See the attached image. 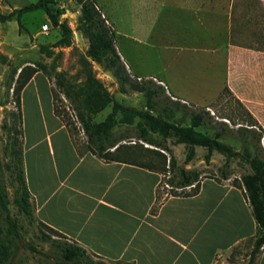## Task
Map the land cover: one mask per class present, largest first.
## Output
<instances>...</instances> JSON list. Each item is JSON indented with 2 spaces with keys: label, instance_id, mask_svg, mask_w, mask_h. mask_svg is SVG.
I'll return each mask as SVG.
<instances>
[{
  "label": "rangeland",
  "instance_id": "1",
  "mask_svg": "<svg viewBox=\"0 0 264 264\" xmlns=\"http://www.w3.org/2000/svg\"><path fill=\"white\" fill-rule=\"evenodd\" d=\"M37 0H0V11L5 13L14 8L22 7ZM96 7L104 17L106 25L113 32L114 45L124 64L129 80L119 82L110 69L105 68L88 56L86 49L88 39L77 28L80 5L74 0H54L51 4L53 11L59 10V21H65L71 28L70 46H56L60 37L59 26H53L42 10L24 12L20 17V26L12 16L2 22L0 27V175L8 197L9 211L16 221L20 239L12 246V255L7 264H87L83 259L72 262L64 261L60 251L42 237L43 233L52 235L64 241L38 221L34 216L29 220L18 211L12 203L13 175L7 170L10 161V140L14 128L32 124V116L23 113L22 119H17L20 106L13 90L17 74L26 65L40 63L53 84L56 104L60 110L66 111L74 122L75 143L80 151L86 150L83 131L75 117L70 100L66 98L56 85V79L62 77L66 84L77 87L84 79L81 58L91 62L92 70L112 98L125 106L145 109V97L142 92L134 90L130 82L152 79L157 88L154 97L153 114L170 118L171 121L188 125L190 115L188 110L176 107L175 102L185 103L188 109L202 113L203 121L196 127L209 136L216 131L221 132L220 140L237 153L230 157L225 165V156L215 150L208 151L203 146H194L193 157L185 163L187 146L170 135L162 138L153 134L160 143L162 150L138 138V117L127 123L120 120L121 114L115 115V123L111 129L113 138L118 142V156L129 160L151 165L158 168L164 165V157L172 153L178 166L201 171L200 176H216L221 178L225 173L233 182H239L240 175L250 172V166L245 160L240 125L249 126L256 123L257 131L263 129L244 105L227 89L222 81L220 69L224 62L219 56L227 44L226 33H220L231 16L233 21L238 17L235 13L229 15L230 0H94ZM237 3V2H236ZM246 5H260L263 27L256 33L240 32L231 34V42H241L249 46L262 45L264 48V0L247 1ZM212 5L211 8H209ZM235 5V2L233 3ZM213 9V10H212ZM215 11V12H213ZM213 12V13H211ZM257 15V13H256ZM246 20H249L248 18ZM218 31L215 45L220 46L212 53L213 43L210 32ZM225 30V29H224ZM213 57L217 59L212 63ZM217 66L216 73L212 69ZM43 72L42 70H38ZM111 103L101 111L91 116L92 121L98 122L111 111ZM251 116V117H250ZM256 121V122H254ZM23 127V128H25ZM264 131V130H263ZM264 151L263 136L258 143ZM252 154L258 146L249 144ZM258 148V150H259ZM111 147L110 150H113ZM262 156V152H260ZM167 163V162H165ZM166 169V168H165ZM162 174V173H161ZM168 172L162 174L157 189L158 197L166 193L183 194L191 187H171L166 180ZM33 214V213H32ZM248 250L238 247L231 252L230 264H247ZM92 261L101 259L90 255ZM107 264H129L123 261L106 262ZM223 264H228L224 262Z\"/></svg>",
  "mask_w": 264,
  "mask_h": 264
},
{
  "label": "crops",
  "instance_id": "2",
  "mask_svg": "<svg viewBox=\"0 0 264 264\" xmlns=\"http://www.w3.org/2000/svg\"><path fill=\"white\" fill-rule=\"evenodd\" d=\"M247 1L252 0L229 1V15L235 13L238 20L229 16L220 32L226 33L227 44L219 56L224 62L219 73L264 130V48L230 41L232 33H256L263 27L260 5ZM220 33L210 32L213 54L220 49L215 45ZM216 62L213 57L211 64ZM23 113L33 119L21 127L33 216L86 253L129 264H230L235 248L249 254L259 229L240 181L200 176L195 194L158 197L161 173L79 150L54 112L53 84L41 71L21 89V119ZM252 264H264V246Z\"/></svg>",
  "mask_w": 264,
  "mask_h": 264
},
{
  "label": "trees",
  "instance_id": "3",
  "mask_svg": "<svg viewBox=\"0 0 264 264\" xmlns=\"http://www.w3.org/2000/svg\"><path fill=\"white\" fill-rule=\"evenodd\" d=\"M80 5V14L78 17L77 28L88 39V47L86 49V56L91 60L102 64L105 68L110 69L113 75L119 82H127L129 77L126 68L120 60L119 54L114 45L113 32L105 23L104 17L101 16L100 11L96 7L94 0H74ZM54 0H37L33 3H28L19 8H14L7 13H0V22L10 20L13 15L20 26V17L24 12L40 9L47 16L53 26H59L60 37L56 40V46H70L71 28L65 21H59L58 16L60 11H53L51 4ZM81 66L83 69L84 79L80 85L66 84L62 77L56 79V85L61 93L70 100L75 117L79 122L80 129L86 136L85 147L86 151L102 158L106 161H122L133 163L165 175L169 173L166 180H164L171 187L184 188L191 187V189L183 194L166 193L171 195H192L199 189V181L201 171L197 169H187L184 166H178L175 157L172 153L169 157H164V165L154 168L151 165L135 162L127 158L118 156V142L120 138H113L111 129L115 123V115L121 114L120 120L130 123L134 117H138L137 128L139 130L138 138L166 150V147H160V143L153 137V134L160 135L162 138L173 135L177 141L184 143L187 146L185 154V163L188 162L194 155V146H203L208 151L215 150L225 156L226 166L230 157L237 154L230 145L220 140L221 132L216 131L213 136H209L201 131L196 130L203 121L202 113L195 109H188L185 103L175 102L176 107L184 111L188 110L190 115V123L188 125H181L180 123L171 121L169 116L163 117L159 114H153L154 97L157 95V88L153 84L152 79L138 80L130 82L134 90L140 91L145 97V109H137L135 107L125 106L115 101L103 83L96 78L93 73L91 62L85 57L81 58ZM38 70L45 71L44 65L36 63L34 65H26L20 69L17 74L16 83L13 90L16 93L15 98L20 106V92L29 78ZM54 112L64 121L71 137L74 138V122L69 118L66 111L60 110L56 104V95L53 92ZM111 103V111L101 121H92L91 116L101 111L104 107ZM251 117V116H250ZM20 111H18L17 119L20 123ZM256 122V121H254ZM256 123H249V126L240 125L238 130H241L243 141V152L245 160L250 166L251 171L240 175L239 181L244 188L246 198L251 207L253 216L257 223L259 232L253 240L252 247L249 251L248 264H252L260 248L264 246V151L259 148L258 143L261 137L264 138L263 129L254 128ZM258 146L257 152L251 153L249 144ZM10 161L7 164V170L13 175V198L12 203L17 210L22 212L29 220H33L32 207L30 203V193L25 181L22 149H21V128H14L13 135L10 140ZM114 147L113 150H110ZM262 152V156H260ZM167 162V163H165ZM166 168V169H165ZM223 178L227 177L224 173ZM10 199L7 190L2 183L0 175V264H7L12 255V246L14 242L17 244L20 239V233L17 230L16 221L13 219L9 211ZM156 210V206L153 208ZM41 223V222H40ZM42 224V223H41ZM45 226L51 232L64 235L58 231ZM44 240H49L61 253L64 261L72 262L76 260H84L87 264H107L104 261H92L86 251L68 241L66 238L61 241L58 238H52L51 234L43 233ZM53 264H62L61 262H54Z\"/></svg>",
  "mask_w": 264,
  "mask_h": 264
}]
</instances>
